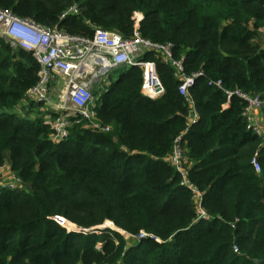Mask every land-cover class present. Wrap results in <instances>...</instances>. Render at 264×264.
Masks as SVG:
<instances>
[{
	"label": "trees",
	"instance_id": "trees-1",
	"mask_svg": "<svg viewBox=\"0 0 264 264\" xmlns=\"http://www.w3.org/2000/svg\"><path fill=\"white\" fill-rule=\"evenodd\" d=\"M75 4L80 13L60 20ZM0 8L71 34L92 35L98 26L125 37L138 14L144 37L173 43L188 75L203 71L190 89L201 119L182 147L189 179L212 216L194 224L192 192L166 160L189 117L172 65L147 54L161 97H146L143 71L131 67L104 94L95 92L98 119L112 130L73 122L70 137L56 143L44 116L32 115L41 105L19 108L38 80V61L0 36V179L6 166L22 181L16 189L0 186V264L264 259V145L247 128L246 102L229 101L225 92L264 97V0H0ZM257 152L261 172L252 164ZM141 231L156 238L129 246L124 234Z\"/></svg>",
	"mask_w": 264,
	"mask_h": 264
},
{
	"label": "built area",
	"instance_id": "built-area-1",
	"mask_svg": "<svg viewBox=\"0 0 264 264\" xmlns=\"http://www.w3.org/2000/svg\"><path fill=\"white\" fill-rule=\"evenodd\" d=\"M80 13L78 4L68 7L60 20ZM139 16L136 14V17ZM136 19L132 36L125 37L117 31L94 26L92 35L71 34L58 26L43 25L31 17H21L12 10L0 8V36L12 46L33 54L40 65L37 82L27 91L26 98L19 108L31 103L45 109V124L51 129L52 141L59 143L70 137V128L75 123L97 132H109L110 125H103L97 115V96L94 85L101 83L113 70L121 66L139 67L143 71L142 93L151 99L164 94L156 63L147 60L149 53L160 56L166 64L175 68L174 76L180 80L179 91L189 106L188 127L175 141L173 153L166 160L182 175L181 185L192 192L196 207L194 224L211 221L212 216L204 207V193L191 182L185 167V148L182 139L201 119L190 89L196 80L204 76L203 71L188 75L185 70V57L174 55L173 43L152 41L142 35L140 21ZM222 87V81L215 83ZM103 88V87H102ZM108 91V90H107ZM229 101L238 96L246 102L242 116L248 130L262 139L264 145V97L251 95L241 90H225ZM46 106L47 108H45ZM47 112V113H46ZM257 172L262 171L258 152L252 158ZM3 171L8 170L6 166ZM3 188L16 189L22 186L19 178L0 179ZM234 226V224H232ZM104 229L96 227L87 231ZM137 240L156 238L141 231L133 235ZM235 251H239L235 246Z\"/></svg>",
	"mask_w": 264,
	"mask_h": 264
},
{
	"label": "rangeland",
	"instance_id": "rangeland-1",
	"mask_svg": "<svg viewBox=\"0 0 264 264\" xmlns=\"http://www.w3.org/2000/svg\"><path fill=\"white\" fill-rule=\"evenodd\" d=\"M136 17V16H135ZM143 16H141L140 17V15L139 16H137V20H139V18H142ZM130 69V67L129 66H121V67H119V68H117V69H115V70H113L105 79H103L102 81H101V83H96L95 85H94V88H95V91H97V93L99 92L100 94H104L109 88H110V86L115 82V81H117L118 79H119V77L122 75V74H124L125 72H127L128 70ZM103 87V88H102ZM45 108H47L46 106H44ZM39 110H37V108L36 107H34L33 108V112H32V115L33 116H37V113L38 114H42L43 116H45V109H42L41 107H39L38 108ZM47 113V112H46ZM57 220L58 221H60L59 220V218H57ZM100 228H104V229H106V228H109L108 227V225L107 226H103V227H100ZM125 235V234H124ZM130 237V236H132V235H130V234H127V235H125V237Z\"/></svg>",
	"mask_w": 264,
	"mask_h": 264
},
{
	"label": "crops",
	"instance_id": "crops-1",
	"mask_svg": "<svg viewBox=\"0 0 264 264\" xmlns=\"http://www.w3.org/2000/svg\"><path fill=\"white\" fill-rule=\"evenodd\" d=\"M261 118L263 119V122H264V111L261 112ZM6 173L4 174L3 176V179L4 180H10L13 176L11 175L10 171L6 170L5 171ZM107 222V221H106ZM126 239L128 240L129 242V246H132L134 245L135 243H137L139 240H137L133 235L130 236V237H127L126 236Z\"/></svg>",
	"mask_w": 264,
	"mask_h": 264
},
{
	"label": "water",
	"instance_id": "water-1",
	"mask_svg": "<svg viewBox=\"0 0 264 264\" xmlns=\"http://www.w3.org/2000/svg\"><path fill=\"white\" fill-rule=\"evenodd\" d=\"M254 264H264V259H253Z\"/></svg>",
	"mask_w": 264,
	"mask_h": 264
},
{
	"label": "bare ground",
	"instance_id": "bare-ground-1",
	"mask_svg": "<svg viewBox=\"0 0 264 264\" xmlns=\"http://www.w3.org/2000/svg\"><path fill=\"white\" fill-rule=\"evenodd\" d=\"M127 234H129V233H125V235H127ZM131 235V234H130Z\"/></svg>",
	"mask_w": 264,
	"mask_h": 264
}]
</instances>
